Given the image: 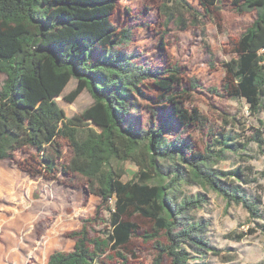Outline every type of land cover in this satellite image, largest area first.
I'll return each mask as SVG.
<instances>
[{
    "label": "trees",
    "instance_id": "1",
    "mask_svg": "<svg viewBox=\"0 0 264 264\" xmlns=\"http://www.w3.org/2000/svg\"><path fill=\"white\" fill-rule=\"evenodd\" d=\"M198 1L205 16L222 2ZM118 2L0 0V73L5 75L0 86V160H15L17 153L28 150L47 174L78 173L103 205L111 203L103 236L90 240L84 227L74 233V248L54 251L47 264H93L109 249L121 255L119 249L138 233L136 216L153 224L144 237L157 239L154 264H161L164 256L171 264H201L207 253L220 255L206 238L204 221L192 214L207 199L201 193L181 198L180 188L214 191L225 199L226 208L242 205L252 218H260L262 197L248 195L242 186L249 183L250 166L219 167L227 151L247 145L236 143L225 128L213 132L206 115L187 105L179 68H146L119 49L133 35L114 24ZM232 2L239 12L253 11L256 17L236 41L234 57L224 63L223 89L226 96L247 103L259 123L248 143L263 148L264 0ZM72 79L77 86L65 96L67 101L88 90L93 103L68 117L56 98ZM231 119L225 123H241ZM175 127L207 131L210 142L198 149L190 136L171 139ZM60 139H67L71 148L67 163L60 162ZM126 162L137 167L128 180ZM260 227L264 231V224ZM254 231L235 237L240 240Z\"/></svg>",
    "mask_w": 264,
    "mask_h": 264
},
{
    "label": "rangeland",
    "instance_id": "2",
    "mask_svg": "<svg viewBox=\"0 0 264 264\" xmlns=\"http://www.w3.org/2000/svg\"><path fill=\"white\" fill-rule=\"evenodd\" d=\"M198 0H119L113 21L119 30L129 28L132 40L119 46L138 65L153 70L179 68L182 88L187 89V105L199 108L210 121L209 129L217 133L223 128L236 143L247 145L237 152L227 151V160L219 167L229 170L250 166L249 183L244 191L262 197L261 217L252 218L242 205L226 208V201L214 191L183 185L180 197L206 196L200 209L192 212L206 226V238L220 255L207 253L201 264H264V147L249 142L258 121L250 115L244 100L232 99L224 91V63L234 57V45L239 36L253 23L256 13L239 12L232 0H222L218 9L205 16ZM5 75L0 73V86ZM151 84L150 81H148ZM152 85V84H151ZM77 86L72 79L62 95L56 98L68 117L80 114L93 103L88 90H83L73 102L67 101ZM150 86V85H149ZM153 86V85H152ZM150 88H153L150 86ZM153 91V90H152ZM237 117L240 124L225 123ZM259 117L264 121V110ZM234 122V121H233ZM264 135V125H263ZM190 136L198 149L210 142L207 131L195 128H172L171 139ZM216 136V135H215ZM215 138V137H214ZM63 158L72 155L67 139H60ZM34 154V151H31ZM32 154V153H31ZM124 180L131 179L137 167L130 162ZM101 198L90 190L87 179L78 173L55 176L39 166L37 158L20 151L15 160H0V264H47L54 251H70L78 237L75 232L87 228L90 240L103 236L109 229L110 211ZM139 230L129 246L119 252L109 249L93 264H154L158 256L157 239L146 240L153 224L134 217ZM242 239L235 234L250 232ZM161 242L166 239L161 237ZM227 259H231L226 262ZM161 264H171L164 256Z\"/></svg>",
    "mask_w": 264,
    "mask_h": 264
}]
</instances>
